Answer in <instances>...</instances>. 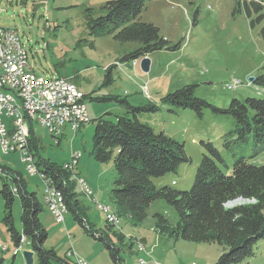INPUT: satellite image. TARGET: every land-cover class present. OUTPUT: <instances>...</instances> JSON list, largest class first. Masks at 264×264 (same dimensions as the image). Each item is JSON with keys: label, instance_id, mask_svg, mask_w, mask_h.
<instances>
[{"label": "rangeland", "instance_id": "obj_1", "mask_svg": "<svg viewBox=\"0 0 264 264\" xmlns=\"http://www.w3.org/2000/svg\"><path fill=\"white\" fill-rule=\"evenodd\" d=\"M107 1H0V26L18 31L29 52L32 69L38 75L71 78L86 96L90 121L82 124L77 132L70 127L63 129L61 143L48 129L38 124L32 126L40 139L39 155L61 166L80 153L79 164L71 170L77 184L80 210L86 212L95 229L105 230L106 220L116 225L117 228L108 232L121 247L123 264H216L224 251L222 245L161 233L156 214L165 216L172 226L179 222L175 207L162 198L151 203L148 216L141 222L119 217L111 198L115 163L95 159V129L100 117L116 120L117 115L126 113L127 107L116 97L128 99L135 105L149 104L151 97L160 109L144 113L142 121L150 123L157 133L164 131L183 144L191 158V162L182 164L177 172L154 178L158 187L170 186L177 190L192 187L204 155L209 154L202 141H211L220 151L223 162H219V166L227 174L233 172L234 163L241 157L253 164H264V154L254 155L258 148L253 134L241 140L232 133L236 129L234 117L217 113L210 107L199 117L190 108L163 106L158 100L161 95L187 84L197 85L196 97L222 109L228 108L234 98L264 99V85L250 80L264 75V17L259 19L264 9L252 10L250 16L245 4L249 0H145L142 21L158 26L172 44H181L175 51L163 49L149 54L151 70L145 73L140 61L123 60L139 43L120 42L112 34H91L88 9H93L94 17L105 15L103 6ZM107 67H111L109 72ZM107 73L111 74L110 79ZM0 164L14 171L10 175L20 172L28 191L37 193L44 208L41 220L48 231L46 248H54L58 256L66 258V253L74 247L78 255L91 258L96 264H115L104 242L87 232L75 219L73 211L68 210L64 223L54 219L46 206V183L40 169L30 174L19 152L3 155ZM76 175L87 180L94 191L92 196L86 195L80 184L84 179L79 180ZM5 184L10 188L15 185L12 178L6 179L0 173V191ZM102 205L113 208L119 218L117 223L107 219L108 212L101 210ZM22 213L21 197L16 193L12 217L20 232ZM5 216L6 201L0 192V259L4 258V264H25L23 251L28 250V246L14 257L15 243ZM116 232L124 236V241ZM144 237L146 242L142 241ZM2 244H8L6 251ZM255 250L254 256L239 264H264V238L259 240ZM70 259L75 260V255ZM34 264H40L36 254Z\"/></svg>", "mask_w": 264, "mask_h": 264}, {"label": "trees", "instance_id": "obj_2", "mask_svg": "<svg viewBox=\"0 0 264 264\" xmlns=\"http://www.w3.org/2000/svg\"><path fill=\"white\" fill-rule=\"evenodd\" d=\"M245 4L250 16L252 10L261 12L264 9L262 0H249ZM103 9L106 14L98 17L93 16V9H88L91 34H112L120 42L139 43L123 60L141 61L155 51H175L181 48L180 43L172 44L163 36L158 26L142 21L145 0H109ZM263 17L264 14L259 19ZM262 33L264 35V28ZM110 68L107 67L108 72ZM110 76L107 73L108 79ZM253 81L255 84L264 85V75ZM196 86L187 84L161 95L158 98L159 103L163 106L190 108L199 117L209 107L217 113L230 115L236 119V129L232 133H236L241 140H245L248 134H253L258 148L254 155L264 154V99L234 98L228 108L222 109L196 97ZM116 99L127 107V111L123 115H117L116 120L104 116L98 119L93 155L101 163H115L116 177L111 198L119 217L131 218L135 223L141 222L148 216L151 203L162 198L175 207L179 222L172 226L165 216L156 214L161 233L194 242L222 245L224 251L216 264H239L254 256L257 243L264 238V164H253L241 157L234 163L233 172L227 174L219 166V162H223L220 151L211 141H202L209 154L204 155L192 187L189 190H177L170 186L158 187L153 182L154 178L177 172L182 164L191 162V158L183 144L164 131L157 133L150 123L142 121L144 113L160 109L154 100L150 99L151 102L146 105H135L128 99ZM30 130L29 147L42 174L55 181V187L64 196L63 201L68 210L75 213V219L87 232L104 242L114 263L123 264L120 257L121 247L108 232L117 228L116 225L106 220L105 230L95 229L86 212L82 213L80 210L77 184L71 171L75 168H70V164L60 166L48 159H42L39 155L40 139L33 127ZM62 134L63 130L59 136L53 134L58 143L62 141ZM11 172L14 171L7 165L0 164V173L6 179L12 178L16 185L10 188L5 184L0 191L6 201L5 221L15 247L25 237L31 241L28 248L35 251L40 264H76L67 254L66 258H61L54 248L45 247L48 231L40 217L44 211L43 205L37 193L28 191L23 175L18 171H15V175H10ZM16 193L21 197L23 208L22 232L16 229L12 217ZM239 198L244 199L243 202L229 205ZM116 234L124 241L121 233ZM0 264H4V258L0 259Z\"/></svg>", "mask_w": 264, "mask_h": 264}, {"label": "built area", "instance_id": "obj_3", "mask_svg": "<svg viewBox=\"0 0 264 264\" xmlns=\"http://www.w3.org/2000/svg\"><path fill=\"white\" fill-rule=\"evenodd\" d=\"M0 68V159L3 155L19 152L28 172L36 174L29 158L31 127L38 124L58 136L67 126L77 132L82 124L90 121L85 94L71 79L60 75H38L29 64V52L18 31L1 26ZM79 157L80 153L73 155L68 162L71 167L78 165ZM40 175L46 183V206L57 222L64 223L68 212V208H63L64 196H59L52 178ZM83 179V190L87 196H92L93 189ZM3 245L8 244H2V249ZM25 246H31V241L22 237L13 253L17 255ZM66 254L75 255L76 264H89L73 249Z\"/></svg>", "mask_w": 264, "mask_h": 264}, {"label": "water", "instance_id": "obj_4", "mask_svg": "<svg viewBox=\"0 0 264 264\" xmlns=\"http://www.w3.org/2000/svg\"><path fill=\"white\" fill-rule=\"evenodd\" d=\"M151 65H152V60L150 57L146 56L141 59L140 61V67L141 69L146 73H148L151 70ZM250 80H254V78H250ZM244 199L239 198L233 202H230L229 205H234L236 203H241L243 202ZM35 251L34 250H24L23 251V256L25 259V264H34V259H35Z\"/></svg>", "mask_w": 264, "mask_h": 264}, {"label": "bare ground", "instance_id": "obj_5", "mask_svg": "<svg viewBox=\"0 0 264 264\" xmlns=\"http://www.w3.org/2000/svg\"><path fill=\"white\" fill-rule=\"evenodd\" d=\"M33 151V150H32ZM29 158L31 159V163H33V168H35V170L37 171V172H39V168H38V166H37V164H36V161H35V157L33 156V154H32V152H31V150H30V148H29ZM78 161H79V159H78ZM38 162V161H37ZM79 163V162H78ZM66 164H68V163H66ZM65 164V165H66ZM64 165V166H65ZM70 165H71V163H70ZM71 168V167H70ZM74 170V169H73ZM42 173V172H41ZM79 180H80V178H79ZM78 184H79V182H78ZM80 184H82V186H83V188H84V180H80ZM16 186V185H15ZM91 187V186H90ZM19 189V188H18ZM55 189L56 190H58L56 187H55ZM46 191V190H45ZM59 196H61V194H60V192H59ZM65 201H63V208H67V204H65L64 203ZM103 206V205H102ZM103 208L106 210V212H108L107 213V219L110 221V222H115V223H117L118 222V217H117V215H116V213H115V211L113 210V208H111V206L109 205H107V206H103ZM8 245H3V250L4 251H6L7 249H8ZM16 255V254H15ZM67 260V259H66Z\"/></svg>", "mask_w": 264, "mask_h": 264}, {"label": "crops", "instance_id": "obj_6", "mask_svg": "<svg viewBox=\"0 0 264 264\" xmlns=\"http://www.w3.org/2000/svg\"><path fill=\"white\" fill-rule=\"evenodd\" d=\"M129 66V65H128ZM66 78H68V77H66ZM68 79H71V78H68ZM150 92V91H149ZM150 99H152L151 97H149ZM68 127V126H67ZM67 127H65V128H67ZM64 128V129H65ZM66 164V163H65ZM64 164V165H65ZM79 164V163H78ZM78 173H80V172H78ZM40 217H41V215H40ZM144 239V242H146V239H145V237L143 238ZM71 249H73V251H75V253L78 255V253L76 252V250L74 249V247H72ZM70 249V250H71ZM78 256H80V255H78ZM81 257V256H80ZM84 256H82L81 258H83ZM84 259H85V257H84ZM86 260H89L90 261V264H96L95 262H93L92 261V259L90 258V259H86ZM92 262V263H91Z\"/></svg>", "mask_w": 264, "mask_h": 264}]
</instances>
